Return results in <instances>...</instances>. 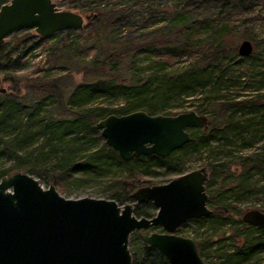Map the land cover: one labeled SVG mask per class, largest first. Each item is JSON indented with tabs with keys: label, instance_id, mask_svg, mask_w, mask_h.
Segmentation results:
<instances>
[{
	"label": "trees",
	"instance_id": "16d2710c",
	"mask_svg": "<svg viewBox=\"0 0 264 264\" xmlns=\"http://www.w3.org/2000/svg\"><path fill=\"white\" fill-rule=\"evenodd\" d=\"M160 1L163 0H53L55 5L88 15V25L78 30H62V38L47 44L41 60L43 69L69 68L80 73L82 80L65 93L64 76L44 72L27 83L23 94L19 90L0 93V179L24 170L63 192L66 186L89 183L107 175L112 165L119 166L126 174L110 177L105 193L108 199L122 205L131 201L133 190L148 183L142 177L150 166L164 168V174L184 172L178 162L181 158L175 155L193 148L214 153L206 162V170L210 172L204 182L206 203L213 193H220L211 188L217 177L229 179L233 184L230 189L250 190L252 175L264 171V94L238 98L230 92L241 77L234 71H241L240 62L254 56L253 52L246 57L237 54L233 24L237 21L248 24L259 18L258 14L250 17L248 14L256 3L264 0H164L162 5ZM158 14L163 16L165 30L159 36L143 34V26L138 25L129 33L119 29L121 24H155ZM31 34L30 29H22L9 35L14 42L12 46L5 40L0 44L3 79H9L6 71L20 66L25 53L43 40ZM241 38H248L253 48L259 43L245 32ZM263 51L264 47L260 53ZM185 53L193 54L190 64L176 71L167 69L173 57ZM247 71L252 73H246V78L260 75L258 82L264 79L262 73L253 72L251 67ZM68 76L70 81L71 74ZM195 90L202 99L193 109L206 114L207 126L190 129L187 143L165 157L150 154L123 160L94 127L98 119L109 114L135 110L170 114L168 109L180 105L176 100ZM116 99L122 102L113 104ZM34 126L42 134L38 145H34ZM257 138L262 140L261 144L248 155L226 150L222 159H217L214 149L218 145L212 146L218 141L222 142L221 147L240 142L237 153L252 147L253 141H259ZM3 158L8 164H4ZM44 161L48 165L40 173ZM261 211L264 212V207ZM132 213L136 217H150L154 208L149 201H143L134 205ZM204 218L232 224L220 238L229 235L233 249L214 252L222 260L220 264L246 263L263 248L260 235L264 229L242 222L238 207L219 204L212 207L208 216L191 219ZM180 226L176 230L179 235ZM249 230H254L256 239L247 240L245 232ZM131 234L137 240L128 244L130 264H166L154 247L140 240L137 231ZM194 242L203 259L205 241Z\"/></svg>",
	"mask_w": 264,
	"mask_h": 264
},
{
	"label": "water",
	"instance_id": "95a60500",
	"mask_svg": "<svg viewBox=\"0 0 264 264\" xmlns=\"http://www.w3.org/2000/svg\"><path fill=\"white\" fill-rule=\"evenodd\" d=\"M88 17L59 9L53 0H2L0 44L22 29H32L39 37L78 30ZM251 51L249 40L238 43L239 56ZM207 123L206 114L194 109L173 114L135 110L109 114L94 127L120 158L130 160L150 154L165 157L187 143L190 128L205 129ZM206 179V168L192 169L165 183L136 188L131 202L118 205L112 199L64 198L53 185L43 188L32 175L14 171L0 179V264H130L129 235L153 226L162 231L140 232L139 238L166 264H205L194 240L176 230L188 219L211 213ZM143 201L154 208L150 217L132 213V203ZM240 220L264 229V212L258 209L244 211Z\"/></svg>",
	"mask_w": 264,
	"mask_h": 264
},
{
	"label": "rangeland",
	"instance_id": "374dc122",
	"mask_svg": "<svg viewBox=\"0 0 264 264\" xmlns=\"http://www.w3.org/2000/svg\"><path fill=\"white\" fill-rule=\"evenodd\" d=\"M164 1V0H163ZM162 1V2H163ZM160 1V5L162 3ZM255 3V2H254ZM59 9H65L61 5H56ZM72 10V9H70ZM75 11V10H74ZM258 14L260 17L254 19L248 24H241L240 21H237L236 24H233L234 28V39L236 40V44L243 40L241 38V34L245 32V34H248L251 36L253 40L259 41L253 48L252 51L254 56L252 59L249 57V59L240 62L239 67H243L241 71H234L238 74H241V77L238 79L237 83L232 87L231 94L235 95L237 94L238 98H247L255 93L264 94V79H262L261 82H258L260 79V75L254 76L253 78H246L245 74L247 73L250 75L252 72H248V68H252L253 72H260L264 75V51L263 53H260V51L264 47V2H258L256 5L251 9L248 16H252ZM83 15V14H82ZM161 14H158L156 18L155 24H121L119 29L122 33H129L133 31L135 25L143 26L141 32L143 34L149 33L151 36H159L161 34H164L165 30L163 28V16ZM128 23V21H127ZM130 23V22H129ZM87 21L84 20L83 27H86ZM246 28V30H245ZM32 32L31 35H34V37H38L35 32L30 29ZM54 36V37H53ZM63 34L61 31L55 32L49 36L43 37V40L38 43L37 47L31 49L30 51L26 52L25 55L21 58L19 61L20 66H18L15 69H9L6 71V76L9 77V79L5 80L3 79L2 74H0V86H2L6 91H12V90H19L21 94L26 92L27 89V83L34 78L41 77L44 72L50 73V74H60L61 76H64L62 78L63 85L65 86V93L72 87L73 84L80 82L82 80L81 74L72 72V70L68 69H52L51 71H46L44 68V65L41 63L42 57L44 55V49L47 44H49L52 40H58L62 38ZM248 39V38H247ZM5 41L8 42V46H12L14 44L12 38L8 35L5 39ZM249 40V39H248ZM13 56V55H12ZM193 61V54H182L180 56L173 57L171 59V63L167 69L170 70H179L183 69L185 66L190 64ZM243 72V73H241ZM71 74L70 82L68 74ZM51 75V76H54ZM259 88V91L258 89ZM202 96L199 91L195 90L193 91L188 97L182 98L181 100H176V103H180L178 106H174L171 109H168L170 114L176 113V112H184L189 109H193L196 104H199L201 102ZM122 102L120 99H116L113 104H118ZM23 109L20 111V115L23 114ZM19 113V112H18ZM34 129L36 131V142L34 145L41 144V132H39V128L37 129L36 126H34ZM192 131V130H190ZM259 135L261 136V133L259 132ZM255 140V138H253ZM256 140L259 141H253L252 147H246L242 148L240 151H236L240 148L239 143H232L231 146L228 147H221V141L215 142L213 145H218L214 150L216 158L222 159L223 153L226 150L234 151V154H242V155H248L251 153L257 146H259L262 142L260 138H257ZM223 148V149H222ZM214 153H208L206 150H195L193 148L185 149L181 152H178L175 157L181 158V162L184 172L197 169L200 167L206 168V162H209L210 158L209 156H212ZM4 159V164H8V161ZM43 164L40 165V173H44V168L48 165L46 161L42 162ZM140 163V162H137ZM208 170V168H206ZM207 176H210V172L207 171ZM21 172H25L24 170H19ZM147 174L143 175L142 178L146 179L148 183L145 184V186L149 185H156V184H162L166 181L170 180L171 178L181 174V173H169L164 174V168L157 167V166H150L147 169ZM182 172V173H184ZM126 174V170L119 166H111L110 170L107 175L104 176H98L97 179L90 181L89 183H80L76 185H69L66 186L65 190L63 192H57L63 196L64 198L69 199H76L81 197H92V198H107V194L105 193L109 179L110 177H116V176H124ZM34 178H36L41 186L43 188H46L48 185H53L49 181H45L42 178L36 177V174H30ZM214 175V174H213ZM250 190L246 192H241L237 189H230L232 187V182L229 181V179H221L220 177H217V179L212 180L211 182V188L215 190H219V194L212 195V199L206 203L208 208L212 209V207L219 205V204H225L229 206H234L239 208L240 215L248 210V209H258L261 211V208L264 207V171L262 172H255L252 175L251 181H250ZM231 186V187H229ZM131 202V201H130ZM127 203V202H126ZM137 203H132V207L136 205ZM232 224L229 222H220L219 219L211 218V219H202L200 221H194L192 219H188L184 221V223L180 226L181 228V235L190 237L193 240H203L205 241V244L207 246L206 248V254L203 257V261L205 264H220L222 263V260L218 258L214 252H230L233 249V243L232 239L229 238V235H226L225 237H221V233L224 231H227L228 228ZM161 232L162 229L159 226H153L149 227L145 230H139L140 232ZM254 230H249L248 232H245L247 240H253L256 239L255 235H253ZM216 238H220L219 240ZM260 239L264 240V234L260 235ZM132 240L136 241L137 238L132 236V234L128 237V244L132 242ZM132 244V243H131ZM243 264H264V243L263 248L261 251L256 254L252 259H250L248 262Z\"/></svg>",
	"mask_w": 264,
	"mask_h": 264
},
{
	"label": "flooded vegetation",
	"instance_id": "af4514ba",
	"mask_svg": "<svg viewBox=\"0 0 264 264\" xmlns=\"http://www.w3.org/2000/svg\"><path fill=\"white\" fill-rule=\"evenodd\" d=\"M190 129H192V128H190ZM190 129H189V130H190ZM193 129H195V128H193ZM189 130H188V131H189ZM253 227H254V226H253ZM256 228H257V227H256ZM261 229H263V228H261Z\"/></svg>",
	"mask_w": 264,
	"mask_h": 264
}]
</instances>
